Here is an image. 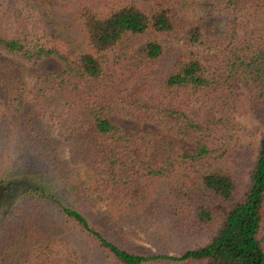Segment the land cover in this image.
Segmentation results:
<instances>
[{"label":"trees","instance_id":"obj_1","mask_svg":"<svg viewBox=\"0 0 264 264\" xmlns=\"http://www.w3.org/2000/svg\"><path fill=\"white\" fill-rule=\"evenodd\" d=\"M0 264H264V0H0Z\"/></svg>","mask_w":264,"mask_h":264},{"label":"rangeland","instance_id":"obj_2","mask_svg":"<svg viewBox=\"0 0 264 264\" xmlns=\"http://www.w3.org/2000/svg\"><path fill=\"white\" fill-rule=\"evenodd\" d=\"M130 40H131L130 46L134 48V50L138 51L144 48L145 44L148 41V37L145 35L144 36L142 35V36L131 38ZM177 41L179 43L183 42L182 39H177ZM61 68H62V63L59 60H57L54 57H49L47 59L40 61L37 65L31 66L30 70L24 74V81L26 82L27 85H31L38 76L45 74L49 71H58ZM231 83H232V86L240 94L243 103L248 105L250 103V93H251L250 85L244 79L239 78V77H233L231 80ZM104 116L126 130L152 129L153 128V126L149 124L138 125V123H136L135 121L126 120L120 117H115L113 115L105 114ZM167 137L174 141L175 147L179 150L190 152L193 149V146L191 143L187 142L186 140L180 137H176L171 134H167ZM214 205L221 209L223 208V205L219 201H217ZM136 243L146 245V242L143 239L136 240Z\"/></svg>","mask_w":264,"mask_h":264}]
</instances>
